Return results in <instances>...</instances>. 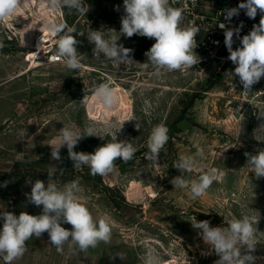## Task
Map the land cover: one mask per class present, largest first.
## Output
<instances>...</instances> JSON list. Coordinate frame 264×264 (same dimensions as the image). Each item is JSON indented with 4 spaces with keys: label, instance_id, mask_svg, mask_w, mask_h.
<instances>
[{
    "label": "rangeland",
    "instance_id": "1",
    "mask_svg": "<svg viewBox=\"0 0 264 264\" xmlns=\"http://www.w3.org/2000/svg\"><path fill=\"white\" fill-rule=\"evenodd\" d=\"M84 3L89 6L86 14L68 8L53 11L47 0H23L13 17L0 21L4 45L0 49V185L8 181L6 187L0 186V212L39 215L42 206L29 203L25 195L32 182L40 179L63 187L78 180L82 189L78 195L93 217H110L111 240L86 251L69 241L58 252L45 232L29 239L23 257L13 264H143L148 248H154L165 264H216L219 257L191 222L196 218L210 221L213 227H227L229 221L245 215L257 221L252 254L255 264H264V178L255 177L245 156L264 149L260 102L231 92L230 77L209 69L183 74L162 71L157 76L145 56L154 39L120 37L118 44L133 49L134 62L118 64L102 54L94 56L88 28L119 32L123 0ZM53 23L75 30L82 55L78 70L69 69L57 56L58 37L51 35L42 50L35 49L33 42ZM104 35L107 39L109 33ZM31 53L36 55L32 58ZM101 83L115 89L111 108L98 99L91 105L94 89ZM158 124L169 129V141L153 162L145 153L151 130ZM63 127L81 134L93 127L104 134V139L83 137L76 152L93 153L115 135L117 142H131L137 151L127 163L117 160L114 171L103 177L91 175L87 166L75 170L66 146L60 149V160L51 158V147ZM198 149L204 152L203 160L196 157ZM181 155H192L217 170L219 178L203 198L193 200L186 189L170 182L181 174L173 167ZM49 171L54 173L51 178ZM201 171L197 167L184 177L196 179ZM62 226L71 229L69 224ZM116 253L124 260L110 258Z\"/></svg>",
    "mask_w": 264,
    "mask_h": 264
},
{
    "label": "clouds",
    "instance_id": "2",
    "mask_svg": "<svg viewBox=\"0 0 264 264\" xmlns=\"http://www.w3.org/2000/svg\"><path fill=\"white\" fill-rule=\"evenodd\" d=\"M22 2L23 0H0V21L13 17ZM176 2L177 0H123L124 15L120 20L119 32L115 29L104 31L109 33L106 39L101 30L88 28L87 39L94 44V56L102 54L107 60L118 64L134 62L130 55L133 49L118 44V40L121 36L131 38L137 35L155 40L145 52V56L157 76L162 71H186L193 68L200 62L195 51L196 35L200 28L195 25L181 27L184 9L173 7ZM47 3L53 11L60 8L73 9L83 14L89 11V6L85 5L84 0H47ZM241 9L250 19H255L258 11L261 14L259 24H254L248 34L239 37L240 28H226L224 23L219 26L225 30L224 43L229 53L227 59L235 65L232 73L239 77L244 92H250L252 86L264 77V0H244L237 8L225 10V19L230 21ZM65 29L63 35H60ZM49 31L53 37H58L57 56L69 69L78 70L81 67L82 55L77 51L79 41L73 35L75 30L63 23H53ZM234 34L240 40V45L235 50ZM80 35H84V32ZM3 47V43H0V49ZM94 95L105 108H111L116 102L115 89L108 83L99 84L94 89ZM136 127L138 128L137 125ZM168 132L169 129L164 124L152 128L147 141L146 159L157 162L161 150L169 141ZM85 133L81 134L70 127L60 129L56 146L51 147V158L60 160V149L66 146L68 158L72 160L75 170L87 166L91 175L103 177L114 171L117 160L127 163L137 151L131 142H117L116 135L113 140L97 147L93 153L74 151L85 136L104 139V134L98 133L93 127H87ZM245 156L248 157L247 166L251 167L255 177L264 178V149L258 150L255 155L246 152ZM196 157L204 159L202 149H198ZM173 167L181 174L170 182L175 188L186 189L193 200L203 198L219 178L216 169L198 163L192 155L179 156ZM197 167L202 170L198 178L188 180L184 177V173L192 172ZM53 175L52 171L48 172V178ZM7 184L8 181H4L0 186L6 187ZM81 191L78 180L59 187L55 182L45 183L36 179L31 183L30 193L25 195L29 203L37 207L42 206L41 214L32 215L25 211H21L19 215L9 211L0 212V220L3 221L0 228V258L4 264H13V261L22 258L27 250L26 242L33 236L40 238L45 232L58 252H62L63 245L69 241L81 251L96 248L101 242L109 243L112 236L110 217L103 215L95 219L82 202V197L78 195ZM256 222L245 215L229 221L227 227H213L210 226V221H197L196 218L191 223L204 243L219 257L216 264H255L257 258L252 253L257 245ZM63 224L71 225V229H66ZM115 257L124 260L120 253L110 258ZM143 264L165 262L154 248H148Z\"/></svg>",
    "mask_w": 264,
    "mask_h": 264
},
{
    "label": "built area",
    "instance_id": "3",
    "mask_svg": "<svg viewBox=\"0 0 264 264\" xmlns=\"http://www.w3.org/2000/svg\"><path fill=\"white\" fill-rule=\"evenodd\" d=\"M241 2H244V0H177L172 5L184 9L182 27L195 25L200 28L199 33L196 35L197 48L195 49L200 62L191 69L175 72L183 74L189 71L209 69L215 73H224L230 77L227 82L230 85L229 90L233 93L236 92L242 98L250 96L257 99L263 108L262 113L264 114V77L252 86L250 92H244L239 77L232 73L235 65L227 59L229 53L224 43L225 30L219 26L224 23L226 28H240L239 37H242L250 32L254 24H259L261 18L259 11L255 19L247 17L243 9L230 21L225 19V10L237 8ZM233 41V49L235 50L240 45V40L235 34Z\"/></svg>",
    "mask_w": 264,
    "mask_h": 264
},
{
    "label": "bare ground",
    "instance_id": "4",
    "mask_svg": "<svg viewBox=\"0 0 264 264\" xmlns=\"http://www.w3.org/2000/svg\"><path fill=\"white\" fill-rule=\"evenodd\" d=\"M41 1H44V0H41ZM41 4H44V3H41ZM34 5V4H33ZM45 5V4H44ZM31 7V6H30ZM48 9V8H47ZM31 10V9H30ZM39 10V9H38ZM49 10V9H48ZM37 12V11H36ZM29 18V17H28ZM38 18V17H37ZM33 20H35V19H33ZM35 22V21H34ZM46 25V24H45ZM44 27V26H43ZM42 34L40 35V36H38V38L33 42V44H35V49H41L42 50V48H43V46H44V43L45 42H47L49 39H51V33H50V31H49V29L47 28V27H44L43 29H42V32H41ZM40 53V52H39ZM31 56H32V58L36 55L35 53H31L30 54ZM29 55V56H30ZM38 56V55H37ZM95 99H97L96 97H95V95H94V93H93V95H92V97H91V105H93L94 104V101H95ZM93 102V103H92ZM123 104V101H122V103H121V105ZM123 105H125V104H123ZM103 106V105H102ZM104 107V106H103ZM101 108V107H100ZM112 110H113V108H112ZM107 112V111H106ZM113 112H114V110H113Z\"/></svg>",
    "mask_w": 264,
    "mask_h": 264
}]
</instances>
